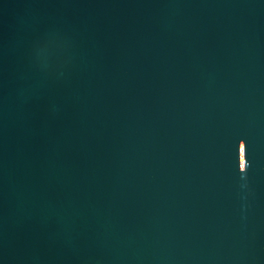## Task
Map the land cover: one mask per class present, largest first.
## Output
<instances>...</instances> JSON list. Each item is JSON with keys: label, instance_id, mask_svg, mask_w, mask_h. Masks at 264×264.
I'll return each instance as SVG.
<instances>
[{"label": "water", "instance_id": "1", "mask_svg": "<svg viewBox=\"0 0 264 264\" xmlns=\"http://www.w3.org/2000/svg\"><path fill=\"white\" fill-rule=\"evenodd\" d=\"M0 264H264V0H0Z\"/></svg>", "mask_w": 264, "mask_h": 264}]
</instances>
